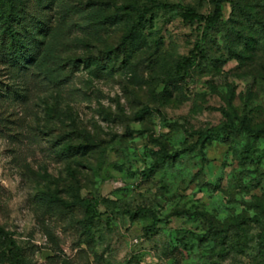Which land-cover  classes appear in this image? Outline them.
<instances>
[{
  "label": "rangeland",
  "instance_id": "rangeland-1",
  "mask_svg": "<svg viewBox=\"0 0 264 264\" xmlns=\"http://www.w3.org/2000/svg\"><path fill=\"white\" fill-rule=\"evenodd\" d=\"M217 1L49 0L0 48V264H264V136L200 140L264 129V0Z\"/></svg>",
  "mask_w": 264,
  "mask_h": 264
},
{
  "label": "trees",
  "instance_id": "trees-1",
  "mask_svg": "<svg viewBox=\"0 0 264 264\" xmlns=\"http://www.w3.org/2000/svg\"><path fill=\"white\" fill-rule=\"evenodd\" d=\"M31 0L24 2L23 0H0V28L3 29L0 48L2 52L9 58L10 65L16 67L19 71L21 66L28 63L33 57V50L36 47H41L46 42L47 31L50 27L47 25L45 17L40 16V8H45L49 0H35L31 4ZM221 0L216 2L214 14L210 17H205L209 22L215 23L219 20L221 13ZM197 17L196 14H192ZM204 18V17H201ZM47 27V28H46ZM25 58V59H22ZM223 115L226 121L208 131L201 132L200 140L202 142H209L211 140V133H226L229 131L239 132L244 131L251 134L263 135L264 129L252 128L245 117L240 118L235 112L223 109ZM240 125H238V122ZM156 154L159 157L156 159L155 165L147 170L151 172L152 169L159 164L165 162L167 158L174 155L169 154L166 150H161ZM65 207L71 208L73 211L77 210L87 215L91 209L84 206L83 202L67 203L63 202ZM145 212V210H143ZM158 219L155 218L152 226L155 227ZM5 234V231L0 227V235ZM197 238H206V234L193 233ZM90 243V241H89ZM88 243V245H90ZM83 251V250H81Z\"/></svg>",
  "mask_w": 264,
  "mask_h": 264
},
{
  "label": "built area",
  "instance_id": "built-area-1",
  "mask_svg": "<svg viewBox=\"0 0 264 264\" xmlns=\"http://www.w3.org/2000/svg\"><path fill=\"white\" fill-rule=\"evenodd\" d=\"M136 264H140V263H136Z\"/></svg>",
  "mask_w": 264,
  "mask_h": 264
}]
</instances>
